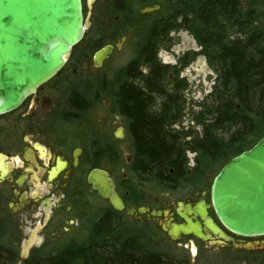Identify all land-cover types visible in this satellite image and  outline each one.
I'll list each match as a JSON object with an SVG mask.
<instances>
[{
	"label": "trees",
	"instance_id": "1",
	"mask_svg": "<svg viewBox=\"0 0 264 264\" xmlns=\"http://www.w3.org/2000/svg\"><path fill=\"white\" fill-rule=\"evenodd\" d=\"M113 6L119 8L118 3ZM180 8L157 23L154 35L137 46L134 58L120 72L113 94L115 110L125 118L132 141V171L154 174L158 183L168 184L183 179L186 158L180 138L169 131L178 118V88L173 86L171 94L162 87L166 73L156 61V37L162 40L174 28L187 30L207 52L209 63L218 67L220 92L212 126L217 131L234 129V133L224 140L206 132V138L193 148L199 153L196 172L212 171L264 135V22L259 9H244L240 0L187 1ZM179 17L180 24L176 22ZM236 33L242 38L235 39ZM141 67L147 69L146 76L139 71ZM154 95L164 99L159 111L151 109ZM85 96L90 95L85 92ZM197 174L201 181L202 174ZM130 194L136 196L133 190ZM106 215L107 221L105 217L93 220L83 242L73 240L49 252H34L33 260L26 264H179L152 250L140 236L126 235L122 225L113 226L111 209ZM2 234L0 231V264H13L14 250L4 246Z\"/></svg>",
	"mask_w": 264,
	"mask_h": 264
},
{
	"label": "rangeland",
	"instance_id": "2",
	"mask_svg": "<svg viewBox=\"0 0 264 264\" xmlns=\"http://www.w3.org/2000/svg\"><path fill=\"white\" fill-rule=\"evenodd\" d=\"M114 4L118 3L121 9L111 6L108 0H96L93 6L92 13L84 11V16L87 17L88 29L85 32L83 42L72 49L70 62L67 68L59 74L51 83L57 84L61 80L67 79L69 75L67 71L74 67L75 63L82 59L86 65H90L89 61L95 52L106 45H114L120 37H126L124 44L119 43L120 50H116L112 55L103 62L102 67L95 74H90L81 68L78 71L82 75L70 77L73 83H76V92H73L71 87H68L72 93L78 94L80 99L87 97L82 95L81 85H88L91 82L104 86L100 90V94L95 96V102L90 104V107L79 113V122L77 132L79 137L84 133H92L94 137H98L100 133L109 132L108 143L110 162L104 164L105 169L110 171L112 179L120 186L133 190L136 194L133 200L128 202L130 206L140 205L141 203L153 204L155 201L158 206H167L175 201L182 200L188 195L204 191L205 187L210 186V182L214 174L224 164L220 163L213 167L212 171L196 172L198 166L195 163L198 161L199 153L193 148L199 146L200 142L206 138V132L215 134V137H220L227 140L234 133V129L219 130L213 128L214 111L216 107V98L219 94L218 86V67L212 66L207 58V52L199 47L194 37L184 29H172L162 40L155 38L153 42L157 47L156 61L159 66L165 69V79L162 84L163 89L172 94V88H178V102L176 106L178 118L169 126V131L180 138V144L185 151L186 166L183 170V179L177 184L158 183L153 175L141 174L132 171L131 164L127 165L124 161V156L131 157L133 152L132 141L128 136L126 129V120L121 116L114 107L113 94L118 84L119 74L125 69L126 65L134 58L136 48L140 43L148 40L152 36V30L157 23H162L167 17L180 11V5L191 1L195 3L199 0H113ZM157 4L160 7L158 14L150 17H141L139 10L149 4ZM264 3V2H263ZM107 8L104 9L103 6ZM122 7V8H121ZM118 8V9H119ZM115 9V10H114ZM261 23L264 22V8L258 10ZM182 18L179 17L176 21L180 24ZM264 26V24H263ZM234 37V36H233ZM242 38V35L236 33L235 39ZM81 67V66H80ZM71 70V69H70ZM143 76H146L147 69L141 67L139 69ZM139 87L141 82L135 83ZM85 92V90H83ZM68 92V91H67ZM86 92H88L86 90ZM68 97V95H67ZM91 97V96H90ZM154 104L153 111L159 109L163 98L156 95L153 96ZM173 108V107H172ZM116 127H124V140L117 141L114 138ZM215 131V133H214ZM106 132V133H107ZM124 145L126 148L124 149ZM104 159H106L104 157ZM101 166H103L100 163ZM202 174L201 181L197 173ZM164 176L167 170L163 169ZM125 175V177H124ZM166 177V176H165ZM198 180L200 182H198ZM159 181V179H158ZM176 186V187H175ZM80 201L79 214L81 217L80 227L71 229V233H62L60 238L55 237L48 232L47 242L48 248L34 249L31 243L36 242L37 234L30 235L27 231L23 232V238H26L28 244L22 249L14 251L17 260L13 264H26V261L19 259L25 256L28 258L34 252H49L53 249V241L57 244L55 247H60L63 244L76 240L83 242L87 226L84 227V222L94 216V220L98 217L106 218V211L110 209L107 202L101 200L97 195H94L93 204L88 201L86 209ZM82 209L84 212H82ZM106 215V216H105ZM97 218V219H96ZM80 221V219L78 218ZM83 222V223H82ZM79 224V222H77ZM88 223V222H87ZM110 223L121 224L123 232L127 235H138L152 250L160 253L166 260L172 263L179 264H264L263 253H243L220 250H205L201 248L199 253L191 254L189 248L177 246L169 241L151 220H134L127 218L124 214L119 213L116 216H110ZM84 228V230H82ZM78 230V231H77ZM3 235V234H2ZM10 234L7 232L2 236V243L7 247V237ZM167 261V262H168Z\"/></svg>",
	"mask_w": 264,
	"mask_h": 264
},
{
	"label": "flooded vegetation",
	"instance_id": "3",
	"mask_svg": "<svg viewBox=\"0 0 264 264\" xmlns=\"http://www.w3.org/2000/svg\"><path fill=\"white\" fill-rule=\"evenodd\" d=\"M95 1L91 0L90 11L87 6L88 0H81L83 13L87 10L91 14V8L95 6ZM108 2L113 6V0H108ZM263 2L264 0H240V5L244 9H263ZM155 5L157 4L153 3L146 7ZM103 8L106 9L107 7L104 5ZM116 10H120V8ZM125 39L126 37H120L114 45L106 46H112L113 53L118 51L116 46L119 43L124 44ZM93 56L89 61V66L80 59L74 67L67 71L69 74L67 79L52 84L51 82L67 68L70 62V54L62 70L53 79L38 87L17 109L0 115V231L10 234L5 241L8 248L14 251L24 248L28 244L27 239L22 236L23 232L26 231L30 235L37 234L35 236L36 242L31 244L34 249L42 250L48 248L46 236L48 232L54 238H60L62 233L68 234L71 233V229L79 228L82 217L78 212L80 201L81 203L90 201L93 204L94 195L99 197L98 193L88 184V176L92 171L100 170L108 173L114 183V190L124 206L122 211L116 212L110 207L108 200L99 197L107 202L112 216L122 213L127 218L136 221L151 220L160 231V226L167 223L183 225L186 228L194 226L202 237L207 238L205 241L193 234H180L176 241H171L166 233L161 231L169 241L177 246L189 248L191 254H193V249L195 253H199L201 248L214 252L226 250L263 253L264 250L253 252L234 249V242H261L264 241V237L244 238L228 232L219 223L211 205L212 182L221 168L233 157L219 168L212 177L210 186L205 187L204 191L188 195L184 199L167 206H158L156 201L153 204L128 205L130 200L136 198L130 194L129 189L124 187L120 189V186L112 179L110 171L104 166L106 162L107 164L110 163L108 162L110 161V142H107L108 139L105 140L109 136V132L100 133L98 137H94L92 133H84L79 137L77 132L79 113L86 111L90 104L95 102L97 99L95 96L98 97L101 88L104 86H99L93 82L88 85H81L80 87L84 86L81 91L82 95L85 96L87 90L91 97L88 96L85 100L80 99L78 94H75L77 93V84L73 83L70 77L82 75L78 68L83 69L84 72L88 71L90 74L97 73L102 65L95 68ZM68 87H71L75 93H72ZM125 132L124 127H116L113 134L114 138L117 141L124 140ZM116 134L120 135L119 139L116 138ZM125 148L126 145H124ZM124 161L130 165L132 156L128 161L125 155ZM195 166H198L197 162ZM178 182L174 181L171 184ZM84 207L86 209L87 205ZM140 208H144L148 212L136 217L128 214L129 212H136ZM84 210L82 209V212ZM152 212L160 213V215L152 217ZM93 220L94 216L89 221L84 222V227L85 225L87 228L91 227ZM211 227L221 231L232 241L220 239L218 233L213 234ZM52 245L53 249L57 248L54 241ZM13 256V260L16 261V256ZM19 259L29 262L33 260V257L26 258L21 255Z\"/></svg>",
	"mask_w": 264,
	"mask_h": 264
},
{
	"label": "water",
	"instance_id": "4",
	"mask_svg": "<svg viewBox=\"0 0 264 264\" xmlns=\"http://www.w3.org/2000/svg\"><path fill=\"white\" fill-rule=\"evenodd\" d=\"M87 6L90 10L91 0ZM159 10L155 5L140 9L139 14L151 16ZM87 29L81 0H0V115L17 109L32 92L56 76L71 50L83 41ZM116 48L120 50V45ZM112 51V46L97 51L94 67H100ZM116 138L120 135L116 134ZM88 184L101 199L108 200L114 211L123 210L107 172L92 171ZM210 198L219 223L228 232L244 238L264 237V136L221 168L212 182ZM147 212L140 208L128 214L136 217ZM159 215L151 213L152 217ZM160 229L171 241H176L180 234L207 239L194 226L167 223ZM211 230L220 239L232 241L221 231L213 227ZM233 247L261 252L264 241L234 242Z\"/></svg>",
	"mask_w": 264,
	"mask_h": 264
}]
</instances>
